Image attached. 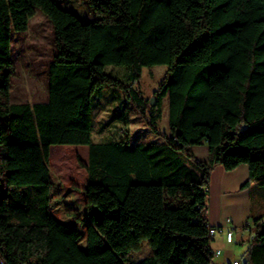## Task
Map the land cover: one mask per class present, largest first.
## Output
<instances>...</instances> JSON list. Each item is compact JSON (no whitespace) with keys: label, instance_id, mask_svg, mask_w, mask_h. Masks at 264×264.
Wrapping results in <instances>:
<instances>
[{"label":"trees","instance_id":"1","mask_svg":"<svg viewBox=\"0 0 264 264\" xmlns=\"http://www.w3.org/2000/svg\"><path fill=\"white\" fill-rule=\"evenodd\" d=\"M86 1L99 17L84 22L56 0H0V264H213L211 170L245 164L242 187L264 186V0ZM37 9L56 49L47 99L11 102L12 35ZM159 64L150 105L139 82ZM106 85L162 140L93 141ZM204 142L208 158H196ZM249 228L264 244V215ZM142 241L151 254L125 263Z\"/></svg>","mask_w":264,"mask_h":264},{"label":"rangeland","instance_id":"2","mask_svg":"<svg viewBox=\"0 0 264 264\" xmlns=\"http://www.w3.org/2000/svg\"><path fill=\"white\" fill-rule=\"evenodd\" d=\"M62 7L78 16L81 21H91L97 17L86 0H56ZM13 74L11 80V102L34 103L47 99V68L56 52L53 29L49 19L36 10L29 19L28 28L24 32H13L11 41ZM123 67L110 65L106 67L113 75H121ZM166 65L159 64L142 69L139 87L145 98H156L153 91L162 79ZM161 97V116L156 124L158 129L167 132L168 101ZM150 104V103H149ZM93 141H109L119 139L124 133L137 141H151L162 137L153 133L142 115L127 101L123 93L110 86L98 89L92 99ZM153 134V136L151 134ZM196 146V145H195ZM196 156L208 157L207 145H197L192 149ZM61 154H59L60 156ZM59 161V162H58ZM57 163L60 166V160ZM62 167V166H60ZM61 174L62 172L59 171ZM63 174V173H62ZM260 186V185H259ZM259 188H264L260 186ZM258 197V196H257ZM88 217L92 223L100 217L96 206H91ZM146 241L140 248L132 250L125 263H134L150 255Z\"/></svg>","mask_w":264,"mask_h":264},{"label":"crops","instance_id":"3","mask_svg":"<svg viewBox=\"0 0 264 264\" xmlns=\"http://www.w3.org/2000/svg\"><path fill=\"white\" fill-rule=\"evenodd\" d=\"M201 145L207 144L204 142ZM196 146H192L191 150ZM195 157L208 158L200 153ZM247 179L248 167L245 164L230 171L216 165L210 172L207 221L213 226L231 228L233 232L231 242L226 241L223 233H216L212 237L211 247L220 250V254L213 257V264H231L236 260L238 264H264V244L253 239L252 230L249 228L254 218L264 215V188H259L253 182L242 187ZM226 218L231 219L229 224L225 223Z\"/></svg>","mask_w":264,"mask_h":264},{"label":"built area","instance_id":"4","mask_svg":"<svg viewBox=\"0 0 264 264\" xmlns=\"http://www.w3.org/2000/svg\"><path fill=\"white\" fill-rule=\"evenodd\" d=\"M230 222H231L230 218L225 219L226 224H229ZM216 233H223L225 235L226 241H228V242L232 241L233 232H232L231 228L224 229L222 226H213L212 225V227L209 228V236L211 237V239ZM210 246H211V244H210ZM211 253L214 257V256L220 254V250L214 249L211 247ZM238 263H239L238 260H236V261H233L231 264H238ZM245 264H248V262H246Z\"/></svg>","mask_w":264,"mask_h":264},{"label":"water","instance_id":"5","mask_svg":"<svg viewBox=\"0 0 264 264\" xmlns=\"http://www.w3.org/2000/svg\"><path fill=\"white\" fill-rule=\"evenodd\" d=\"M149 103H150V105H153V104L155 103V98H151V99L149 100Z\"/></svg>","mask_w":264,"mask_h":264}]
</instances>
